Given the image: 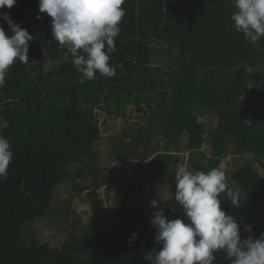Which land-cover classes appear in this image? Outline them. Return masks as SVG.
I'll use <instances>...</instances> for the list:
<instances>
[{"label": "trees", "instance_id": "1", "mask_svg": "<svg viewBox=\"0 0 264 264\" xmlns=\"http://www.w3.org/2000/svg\"><path fill=\"white\" fill-rule=\"evenodd\" d=\"M122 7L109 61L116 74L96 73L91 80L71 57L62 61L51 18L36 19L38 0L0 9L33 36L28 61L11 66L0 88V135L13 152L7 179L0 180V264H146L144 256L159 245L151 216L133 198L142 184L154 191L169 187L171 197L156 211L186 220L174 199L182 154L189 170L204 172L231 158L226 184L239 193L240 206L225 192L222 210L236 218L242 239L264 233V182L251 166L264 170V37L251 43L233 28L232 0H125ZM0 26L10 35L2 19ZM154 46L164 47L163 65L153 64ZM101 104L122 118L128 105L148 111L110 146L119 163L141 166L138 186L133 180L114 193V230L94 219L55 248L38 240L33 225L49 218L56 187L68 182L95 202L94 191L115 180L92 152L100 139L93 109ZM155 134L165 139L161 150L149 144ZM207 134L209 155L202 150ZM70 208L62 204L58 218L67 222ZM215 257L213 264H229L224 253Z\"/></svg>", "mask_w": 264, "mask_h": 264}, {"label": "clouds", "instance_id": "2", "mask_svg": "<svg viewBox=\"0 0 264 264\" xmlns=\"http://www.w3.org/2000/svg\"><path fill=\"white\" fill-rule=\"evenodd\" d=\"M16 0H0V9H11ZM125 0H38L37 20L45 14L51 18V37L63 50L62 61L71 63L88 80L99 73L113 77L110 65L115 38L125 16ZM235 11L230 16L233 28L246 41L256 43L264 37V0H232ZM0 19L8 25L10 35L0 26V88L5 86L11 66L28 61L29 42L33 36L7 14ZM62 61H58L62 62ZM9 140L0 135V180L7 179L13 158ZM233 207H239V193L228 188L226 175L218 168L192 171L181 166L177 171L174 199L184 217L168 219L158 210L150 218L155 228L158 250L144 256L146 264H213L215 253H224L229 264H264V233L242 239L234 216L222 210L221 193ZM158 201H150L156 209ZM251 232V227L244 228ZM135 233L132 238H135Z\"/></svg>", "mask_w": 264, "mask_h": 264}, {"label": "rangeland", "instance_id": "3", "mask_svg": "<svg viewBox=\"0 0 264 264\" xmlns=\"http://www.w3.org/2000/svg\"><path fill=\"white\" fill-rule=\"evenodd\" d=\"M188 2L183 8L188 7ZM154 65H163L165 63V50L164 47L154 46ZM51 68L49 63L45 64V69ZM82 100V99H81ZM157 101L152 103V106ZM114 103L111 106L114 107ZM148 111L143 106H132L126 107V118L115 116L114 114L106 113L104 105H99L93 109V115L97 120L99 128L100 139L92 147V152L98 154V158L95 161L97 165H100L102 169L108 171L110 174L115 176V180L105 188H100L94 191L96 194L95 202L90 201L86 192L74 190L70 183H64L56 187L53 192V206L51 207L49 218L46 221H38L33 227L36 229V236L41 242H47L55 248L60 247L64 242H67L69 233L74 231L75 228H83L88 225L94 219L101 222L102 226L114 230L116 214L113 207V195L115 192L125 189L130 181L134 180L136 187L140 177V165L125 162L124 164L119 163L116 158L112 157L110 146L115 143L116 137L121 138V129H125L134 120L138 121L137 116L141 117L147 115ZM130 118V119H129ZM209 116L207 117L208 120ZM211 124H215L216 119L210 120ZM210 135L204 136V142L202 150L209 155L210 153ZM165 143V139L160 134L153 135L150 141V146L155 147L157 150H161ZM173 150V148H172ZM251 157V156H250ZM187 154L180 156L179 168L181 166L187 168L186 164ZM255 166V172L261 176L264 182V170L258 166L257 163L252 164ZM231 167V158H225L221 161L219 169L226 173V169ZM133 172L135 174H133ZM141 185V184H140ZM121 188V189H120ZM137 193L135 190L134 194ZM171 197L170 188L164 187L160 191H154L145 184H142L139 190V196L134 195L133 200L136 204L144 206L147 215L153 216V213L157 210L150 208V201L157 200L162 201ZM65 204H70L71 216L70 219L65 222L63 219L58 218L59 207ZM76 223V224H74Z\"/></svg>", "mask_w": 264, "mask_h": 264}, {"label": "built area", "instance_id": "4", "mask_svg": "<svg viewBox=\"0 0 264 264\" xmlns=\"http://www.w3.org/2000/svg\"><path fill=\"white\" fill-rule=\"evenodd\" d=\"M247 226L245 225L244 228H246Z\"/></svg>", "mask_w": 264, "mask_h": 264}]
</instances>
